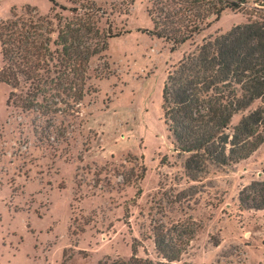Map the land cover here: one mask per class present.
<instances>
[{
	"label": "rangeland",
	"instance_id": "374dc122",
	"mask_svg": "<svg viewBox=\"0 0 264 264\" xmlns=\"http://www.w3.org/2000/svg\"><path fill=\"white\" fill-rule=\"evenodd\" d=\"M107 1L121 9L110 18L120 35L90 60L91 92L79 115L65 120L60 142L38 141L32 116L6 106L9 88L0 83V264H120L130 259L132 246L138 258L155 264L153 220L198 226L174 264H264V209L238 204L244 187L264 181V143L249 158L209 166L191 181L187 155L174 147L162 111L172 67L204 40L246 24L254 6L225 10L171 52L169 43L145 33L153 26L151 0ZM51 7L50 0H0V22L12 13L26 18L27 9L51 16ZM258 105L234 115L227 133ZM141 166L142 178L124 186L120 176L138 175Z\"/></svg>",
	"mask_w": 264,
	"mask_h": 264
},
{
	"label": "trees",
	"instance_id": "16d2710c",
	"mask_svg": "<svg viewBox=\"0 0 264 264\" xmlns=\"http://www.w3.org/2000/svg\"><path fill=\"white\" fill-rule=\"evenodd\" d=\"M50 2L51 16L27 9L26 18L12 13L0 22V83L9 88L6 106L32 116L40 142L63 139L65 120L79 115L91 92L90 60L120 35L110 21L121 13L114 3L67 0L66 7ZM248 3L254 7L246 14V24L204 40L172 67L163 85L164 123L176 150L187 155L184 169L191 181H198L209 166L220 168L249 158L264 143V0H151L153 26L145 33L169 43L171 52L192 42L225 10L241 12ZM256 101L259 105L227 133L233 116ZM144 171L141 166L138 175L120 176L122 184L137 183ZM238 204L241 210H263L264 181L244 187ZM197 229L192 220L169 226L153 220L151 238L160 260L155 264L179 262ZM120 264L154 263L138 258L132 246L130 259Z\"/></svg>",
	"mask_w": 264,
	"mask_h": 264
}]
</instances>
